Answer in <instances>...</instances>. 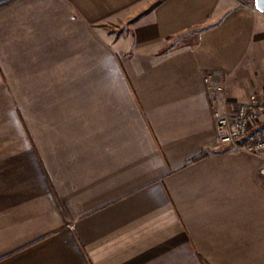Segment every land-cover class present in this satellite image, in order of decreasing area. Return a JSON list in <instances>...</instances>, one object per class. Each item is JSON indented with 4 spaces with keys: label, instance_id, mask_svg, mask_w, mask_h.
<instances>
[{
    "label": "crops",
    "instance_id": "crops-1",
    "mask_svg": "<svg viewBox=\"0 0 264 264\" xmlns=\"http://www.w3.org/2000/svg\"><path fill=\"white\" fill-rule=\"evenodd\" d=\"M207 74L264 97L254 0H0V264H264Z\"/></svg>",
    "mask_w": 264,
    "mask_h": 264
},
{
    "label": "built area",
    "instance_id": "built-area-1",
    "mask_svg": "<svg viewBox=\"0 0 264 264\" xmlns=\"http://www.w3.org/2000/svg\"><path fill=\"white\" fill-rule=\"evenodd\" d=\"M203 81L212 99L216 146H231L248 153L264 152V97L251 94L245 101L233 102L226 96L224 80L207 74ZM259 173L264 185V165Z\"/></svg>",
    "mask_w": 264,
    "mask_h": 264
},
{
    "label": "rangeland",
    "instance_id": "rangeland-1",
    "mask_svg": "<svg viewBox=\"0 0 264 264\" xmlns=\"http://www.w3.org/2000/svg\"><path fill=\"white\" fill-rule=\"evenodd\" d=\"M120 23L108 25L109 29L111 30V33L115 37L121 36L129 31V26L128 25H119ZM22 108L24 111H27V105H23Z\"/></svg>",
    "mask_w": 264,
    "mask_h": 264
},
{
    "label": "water",
    "instance_id": "water-1",
    "mask_svg": "<svg viewBox=\"0 0 264 264\" xmlns=\"http://www.w3.org/2000/svg\"><path fill=\"white\" fill-rule=\"evenodd\" d=\"M254 5L259 11H264V0H254Z\"/></svg>",
    "mask_w": 264,
    "mask_h": 264
}]
</instances>
